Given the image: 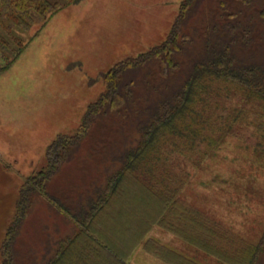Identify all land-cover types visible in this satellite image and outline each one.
<instances>
[{
    "label": "rangeland",
    "instance_id": "rangeland-1",
    "mask_svg": "<svg viewBox=\"0 0 264 264\" xmlns=\"http://www.w3.org/2000/svg\"><path fill=\"white\" fill-rule=\"evenodd\" d=\"M50 1L61 8L48 20L34 14L27 30L0 29V247L19 217L21 187L33 184L32 179L46 171L47 148L59 135L77 134L88 108L107 91L109 71L121 63L141 61L167 40L184 0ZM233 1L202 0L205 21L190 22L199 31L191 33L189 28L182 33L197 35L191 48L200 57L205 26L222 25L227 14L233 20L238 10L242 25H253L250 42L244 46L239 39L235 52L240 60L264 63V0H254L253 9ZM181 39L179 35L178 44ZM176 62L183 64L182 69L189 63L180 51ZM144 81L135 89L137 101L148 87ZM228 99L218 106V114L238 118L231 121L234 131L207 156L183 157L169 147L162 179L167 183L177 174L182 201L234 236L257 244L264 234V137L263 127H258L263 119L259 107L252 108L240 96ZM134 124L123 108L97 119L77 151L50 177L45 191L36 187L18 224L14 264H47L62 240L80 232L76 220L59 207L76 213L78 205H87L94 190L103 188L108 176L121 169L124 148L137 146L139 140ZM151 171L147 179L156 173ZM122 190L114 209L100 214L91 227L94 233H88L114 252L118 262L186 264L185 258L196 264H226L159 226L160 205L139 183L126 179ZM171 252L182 258L175 259ZM112 261V257L103 260Z\"/></svg>",
    "mask_w": 264,
    "mask_h": 264
},
{
    "label": "trees",
    "instance_id": "trees-1",
    "mask_svg": "<svg viewBox=\"0 0 264 264\" xmlns=\"http://www.w3.org/2000/svg\"><path fill=\"white\" fill-rule=\"evenodd\" d=\"M79 1L67 0L68 4ZM253 1L233 2L253 9ZM219 3L222 8L227 6L225 2ZM60 5L50 0H0V29L4 32L13 29L27 30L34 22V14L48 20L60 10ZM201 5L202 0H184L167 40L154 47L146 57L142 56L144 61L121 63L109 71L106 76L107 91L88 108L77 134L71 137L59 135L47 148L46 171L40 173L39 179H32L33 184L24 183L21 187L16 205L19 217L16 218L17 222L7 229L1 243V264H14L13 245L18 224L24 217L30 196L36 187L43 193L45 184L77 151L92 124L97 119L110 115L113 109L115 111L120 108L127 110L132 116L139 135L137 146L129 145L124 148L121 154V169L108 176L103 188L94 190V197L89 198L87 205H78L76 213H72L70 207H59L71 219L76 220L80 232L62 240L54 257L47 264H60L62 259H69L70 264H106L104 262L107 257L113 258L111 264H121L114 252L88 233H94L91 227L97 223L100 214L105 213L107 209H114L116 197L118 192L121 194L123 191L126 179L139 183L141 189L158 202L159 226L204 253L214 256L220 262L264 264V234L257 244L234 236L219 222L201 211L192 209L179 198L177 174H173L172 180L166 178L170 186L162 179L163 167L169 155L164 153L169 147L174 148V151L183 157L196 153L207 156L224 141L230 131H234L230 125L236 123L238 118L234 117V114H227L226 118L218 114V106L228 101L231 96H240L241 101L250 104L252 108L259 107L263 122L258 123V127H263L261 136L264 137V63L240 60L234 47L240 42L239 39L244 46L250 42L253 24L242 25L239 11L234 10L233 20H228L227 18L232 16L227 14L222 25H206L204 33L200 36L204 49L199 57L194 47L191 48L192 41L197 36L191 33L199 30L193 28L190 22L195 19L205 21ZM250 11L252 13V10ZM189 28L190 35L182 33L183 29ZM179 35L182 41L178 44ZM179 51L183 56H187L189 61L184 65V69L183 64L174 63ZM153 60L159 63H148ZM143 81L148 87H144L143 91L146 92L137 101L135 89L138 88L137 85L143 86ZM238 115L240 117L241 113ZM149 166L156 173H152L153 178L147 179L146 174L151 169ZM170 254L176 255L172 256L175 259L182 258L175 252ZM182 259L186 264H196L191 259Z\"/></svg>",
    "mask_w": 264,
    "mask_h": 264
}]
</instances>
